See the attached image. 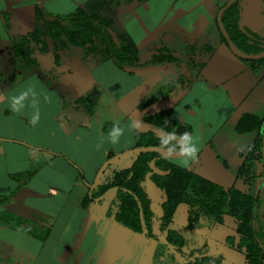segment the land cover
I'll return each instance as SVG.
<instances>
[{
    "label": "crops",
    "instance_id": "obj_1",
    "mask_svg": "<svg viewBox=\"0 0 264 264\" xmlns=\"http://www.w3.org/2000/svg\"><path fill=\"white\" fill-rule=\"evenodd\" d=\"M89 1L0 0V264H134L136 245L143 237L109 217V203L84 207L90 185L102 180L118 153L135 152L140 132L135 121L141 111L171 107L175 120H200L191 107L196 85L211 92L212 80L202 72L209 61L200 58L213 57L208 40L218 41L223 60L233 59L226 69L243 66L218 35L217 16L228 0L114 1L112 33L126 34L143 64L121 68L112 58L83 49L80 54L87 64L80 79L83 82L91 71L92 83H77L84 91L69 108L66 94L71 83L64 78L72 70L61 69L62 54L68 52L69 59L76 54L71 46L62 49L60 62H55L58 73L63 71L59 76L54 69H43L38 59L39 66H24L13 57V41L33 30L37 7L66 15ZM187 48L190 55L184 61L180 51ZM162 52L167 54L163 62H150ZM198 65L197 74L190 75ZM29 89L35 95L30 93L24 107L13 111L10 97ZM158 91L162 94L154 104L141 107ZM170 98L175 100L169 106L157 107ZM73 111H83L84 118L75 121ZM117 121L124 132L113 144L107 134ZM2 210L22 217L23 224H7Z\"/></svg>",
    "mask_w": 264,
    "mask_h": 264
},
{
    "label": "trees",
    "instance_id": "obj_2",
    "mask_svg": "<svg viewBox=\"0 0 264 264\" xmlns=\"http://www.w3.org/2000/svg\"><path fill=\"white\" fill-rule=\"evenodd\" d=\"M114 1L118 3L120 0H91L66 15L50 13L41 6L37 7L33 30L13 41V57L21 59L26 67H37L39 62L34 56L35 50L49 52L52 43L57 63L60 62L62 49L77 46L87 53L112 58L121 68L143 64L138 48L130 38L126 34L114 36L112 33L111 4ZM236 1L229 6H226V2L222 6H226L222 20L233 45L234 40L243 35L238 23L239 13L231 9ZM223 37L227 42L226 37ZM166 56L164 52L157 53L150 62H163ZM160 94L162 93L158 91L150 96L141 107L154 104ZM171 114V107L144 114V120L150 127L140 130L131 165L107 173L108 166L91 194L89 189L82 205L87 207L93 202H103L105 195L113 190L114 195L107 208L109 217L146 238L162 241L161 237L164 236V243L173 252L182 254L186 238L175 227V214L181 204L188 206L186 226L189 230L224 223L229 216L235 222L236 231L235 236L226 238L229 246L242 252L247 264H264V215L258 212L259 205L262 204L259 196L235 186L223 187L162 155V150L158 147V137L161 134L158 130L163 128L177 133H191L189 123L183 119L175 120ZM236 131H257L255 141L245 152H258L264 176V118L245 113L238 120ZM245 162L241 164L240 176L244 174ZM1 214L7 217V224L16 220L17 227H20L24 222L22 217L8 211L2 210ZM32 234L37 235L33 231ZM223 260L222 254L200 249L189 251L182 264H223Z\"/></svg>",
    "mask_w": 264,
    "mask_h": 264
},
{
    "label": "rangeland",
    "instance_id": "obj_3",
    "mask_svg": "<svg viewBox=\"0 0 264 264\" xmlns=\"http://www.w3.org/2000/svg\"><path fill=\"white\" fill-rule=\"evenodd\" d=\"M231 9L237 10L239 13L238 23L243 34L239 39L234 40L236 52L230 47L229 42L227 41V43L224 39L220 27L218 28V35L223 39L225 47L238 55L237 57L241 59L243 66L240 65L236 69H226L225 65L232 63L233 59L230 57V60L227 58L223 60L218 41L208 40L207 48L210 47L213 50V57L210 59V57L200 56L201 60L209 61V65L202 72L205 76L210 77L212 82H216L215 84L223 83L224 88L208 82L211 84L209 86L211 92H208L206 87L198 85L194 89L195 97H193L194 101L191 109L194 113H197L200 120L190 122L186 120V122L191 126L190 134L199 138V151L196 159L190 162V166L187 168L223 187L235 186L258 195L262 202L259 205L258 212L264 215V176L262 175L261 158L258 157L257 151L251 154L245 152L247 147L255 141L257 131L246 133L236 131L237 122L245 113L264 118V56L261 58H246L238 54L239 52L243 55L255 56L264 53V0H237ZM70 48L76 54L69 59L66 54L68 52L65 51L62 54L65 64L61 69L70 68L72 70V73L64 78L67 79L68 85L71 83L69 85L70 91L66 94L68 98L66 104L69 108L75 105L74 97L84 91L81 85L85 84L87 86V84L92 83L91 71L86 72L83 76L84 83L80 79L81 74L84 73L82 70L86 68L87 64L83 60L82 54H80L83 48L77 46H71ZM180 52L184 61L190 55L187 56L190 49H182ZM34 54L42 64L43 69H54L59 76L62 74L63 71L58 73L60 68L55 65L56 59L52 51L49 53L35 51ZM142 55L146 56V52ZM200 68L201 66L198 65L189 74H197ZM45 74L49 76L50 73L45 71ZM50 80H52L51 77ZM77 83L81 85L79 86ZM167 90H170L168 86ZM228 95H230V98ZM174 100L173 98L167 99L157 107L169 106L170 102H174ZM99 102H101V99ZM73 114L75 115H73L75 121H81L85 116L83 111H73ZM203 126L204 130H202ZM116 156L118 158L111 161L107 173L115 169L129 167L135 158V152L118 153ZM169 159L176 163V157H169ZM242 161L246 162L243 166L244 174L240 176ZM252 161L253 164H251ZM113 195L114 191L105 195L103 202H101L103 203L102 206L106 207V203L110 204L109 199ZM187 210L188 206L181 204L175 214V227L186 238L184 254L173 252L159 239H149L137 233L138 236L143 237L141 238L143 242L136 245L137 256L134 264H182L186 260L189 251L200 249H207L208 252L213 254H222L224 257L223 264H247L244 254L236 247L229 246L226 240L228 236L236 235L235 222L231 217L227 216L225 222L221 224L204 225L189 230L186 226L188 222Z\"/></svg>",
    "mask_w": 264,
    "mask_h": 264
},
{
    "label": "clouds",
    "instance_id": "obj_4",
    "mask_svg": "<svg viewBox=\"0 0 264 264\" xmlns=\"http://www.w3.org/2000/svg\"><path fill=\"white\" fill-rule=\"evenodd\" d=\"M31 89L22 92L18 96L10 97V104L13 111H19L24 107V101L29 97ZM33 96L34 93H31ZM33 103L35 101L33 100ZM39 119V112L32 117V123ZM167 123V122H166ZM137 126L139 122L137 121ZM124 129L119 126V122H114L107 134L109 142L118 143L123 135ZM158 147L162 150V155L167 157H176V163L181 167H189L190 162L196 159L199 151V138L191 135L189 132L177 133L175 130L167 131L161 129L158 137Z\"/></svg>",
    "mask_w": 264,
    "mask_h": 264
},
{
    "label": "water",
    "instance_id": "obj_5",
    "mask_svg": "<svg viewBox=\"0 0 264 264\" xmlns=\"http://www.w3.org/2000/svg\"><path fill=\"white\" fill-rule=\"evenodd\" d=\"M234 1H236V0H229L226 3V6H229ZM226 6L221 7V9L219 10V13H218V16H217V20H218V24H219V27H220L222 33L224 34V36L226 37L227 41L229 42L230 47L236 52V50L234 48V45H233V43H232V41L230 39L229 34L227 33V30H226V28L224 26V23H223V20H222V13H223V11H224ZM238 54L243 56V57H246V58H261V57L264 56V53L259 54V55H255V56L243 55V54H240L239 52H238ZM137 121L139 122V126H137ZM135 123H136V126H137V128L139 130H144V129L150 127V125L144 120V111H141L137 115ZM158 131L161 132V130H158ZM96 185H97V182L90 185V194H91V192L93 191V189L95 188ZM161 239H162L163 242H166V238L164 236H162Z\"/></svg>",
    "mask_w": 264,
    "mask_h": 264
}]
</instances>
